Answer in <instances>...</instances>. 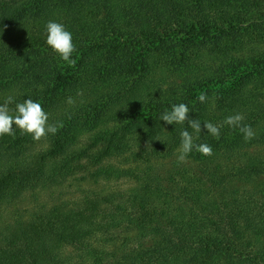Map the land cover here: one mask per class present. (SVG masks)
Returning a JSON list of instances; mask_svg holds the SVG:
<instances>
[{
    "label": "trees",
    "instance_id": "trees-1",
    "mask_svg": "<svg viewBox=\"0 0 264 264\" xmlns=\"http://www.w3.org/2000/svg\"><path fill=\"white\" fill-rule=\"evenodd\" d=\"M9 95L63 127L0 137V264H264V0H0ZM179 103L220 138L160 120ZM184 129L213 155L178 163Z\"/></svg>",
    "mask_w": 264,
    "mask_h": 264
},
{
    "label": "clouds",
    "instance_id": "clouds-1",
    "mask_svg": "<svg viewBox=\"0 0 264 264\" xmlns=\"http://www.w3.org/2000/svg\"><path fill=\"white\" fill-rule=\"evenodd\" d=\"M46 43L64 62L69 66H74L76 61L72 58L73 52L76 51L73 43L72 33L66 30L65 26L55 21H49L45 26ZM197 99L204 103L207 101V94L200 93ZM14 97L9 95L0 104V137L4 135L15 136V129H19L21 135H30L34 141H41L49 133L56 134L59 128L63 127L62 122L56 124L49 123V114L44 110L41 103L25 99L15 105V109L10 111L9 105L13 103ZM67 103H75L72 97H68ZM189 106L185 103L173 104L171 111H165L161 114L160 120L167 125L185 124L197 134L207 132L216 139L220 138V127L209 121L201 122L199 119H192ZM244 116L235 114L226 117L224 124L233 129L239 128L246 141L255 137V132L250 125L243 124ZM181 144L178 149V163L186 162L188 155L195 149L204 156L213 155V149L206 143L195 144L194 136L187 129L180 132ZM156 140L163 141L159 138ZM164 142V141H163Z\"/></svg>",
    "mask_w": 264,
    "mask_h": 264
},
{
    "label": "rangeland",
    "instance_id": "rangeland-1",
    "mask_svg": "<svg viewBox=\"0 0 264 264\" xmlns=\"http://www.w3.org/2000/svg\"><path fill=\"white\" fill-rule=\"evenodd\" d=\"M30 144H31V147L38 148V147H42V146L48 144V142H46V141H43V142L38 141V142H37V141H36V142L30 143ZM77 176H80V175H77ZM122 183H123V182H122Z\"/></svg>",
    "mask_w": 264,
    "mask_h": 264
}]
</instances>
